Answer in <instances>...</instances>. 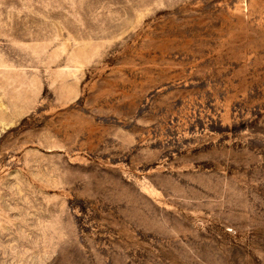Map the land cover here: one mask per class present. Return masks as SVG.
<instances>
[{"label":"rangeland","instance_id":"obj_1","mask_svg":"<svg viewBox=\"0 0 264 264\" xmlns=\"http://www.w3.org/2000/svg\"><path fill=\"white\" fill-rule=\"evenodd\" d=\"M0 264H264V0H0Z\"/></svg>","mask_w":264,"mask_h":264}]
</instances>
